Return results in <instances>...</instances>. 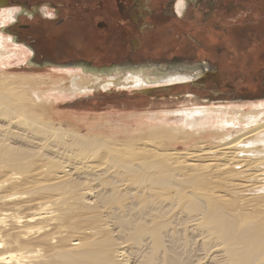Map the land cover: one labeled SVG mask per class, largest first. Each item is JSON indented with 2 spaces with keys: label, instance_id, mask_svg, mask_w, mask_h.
Listing matches in <instances>:
<instances>
[{
  "label": "bare ground",
  "instance_id": "obj_1",
  "mask_svg": "<svg viewBox=\"0 0 264 264\" xmlns=\"http://www.w3.org/2000/svg\"><path fill=\"white\" fill-rule=\"evenodd\" d=\"M12 7L0 9V61L30 54L14 28L22 11ZM188 8L176 4L180 17ZM146 68L0 78V264H264V101L146 114L175 118L145 131L149 149L45 119L76 94L201 76ZM17 76L22 92L9 89ZM176 145L200 150L181 154Z\"/></svg>",
  "mask_w": 264,
  "mask_h": 264
},
{
  "label": "rangeland",
  "instance_id": "obj_2",
  "mask_svg": "<svg viewBox=\"0 0 264 264\" xmlns=\"http://www.w3.org/2000/svg\"><path fill=\"white\" fill-rule=\"evenodd\" d=\"M30 1L35 5H43L45 2V0ZM56 1L60 2V0ZM71 1L72 5H67L68 9L74 13L72 14L74 17H77L86 0ZM167 1L153 0L152 6L157 10L158 15L160 12L165 13L166 10L169 14L156 18L147 17V25H149L150 30H148V38H146L147 47L144 48H148L147 52L150 54L165 51L166 53H163L168 57L171 56L169 53L175 52L178 48L180 61L176 63L178 66L175 67L185 72H191L195 69L192 74L201 73V76L196 78L195 83L158 86L152 87L151 90L138 89L134 92L110 89L106 92L101 90L87 94H76L68 99L56 101L52 110L46 114L45 119L65 131L70 133L76 131L75 133L83 136L106 140L110 145L117 143L120 146V143L121 145L126 143L128 146L139 149H149L147 146L151 143L144 139L145 131L148 128H155L156 125H175L173 124L175 118L157 122L151 121L146 114L205 105L217 107L218 105L233 104L238 107L243 103L264 101V98H260L264 97V0H200V5L193 2L184 18L178 16L179 22L184 25L178 28L176 32L174 29L170 30L177 20L173 13L175 8L172 9L171 2L168 1L167 4ZM16 6L21 9L18 4ZM47 10L48 13L53 14L50 9ZM150 10L152 9L150 8ZM112 12L114 13V8H112ZM19 18L20 21H16L14 28L21 31L18 24L30 21L25 15H20ZM192 22L199 23L198 25L204 29L200 30L191 26L190 30H194L192 32L201 39L192 38L190 39L191 44L186 46L182 44L184 38L188 36L184 30L185 26ZM40 23L45 27H54L52 22L44 19ZM94 26L92 21L84 24L82 28L79 25V33L73 37L81 38H75L72 41L67 40L69 42L65 44L66 50L68 46H71L76 53L85 51L93 55V51L86 50L85 47L91 44L89 31L94 30ZM21 32L24 37L28 36L25 31ZM67 37L65 36L64 39ZM149 37H152V40H149ZM7 38L12 39V36H7ZM158 38L160 39V48L157 50L149 49L153 46V48L157 47ZM77 39L80 40L77 41ZM162 39L166 42L163 43ZM60 41L62 43V40ZM38 45L39 53H43V45L41 43ZM178 45L179 47H175ZM20 48L23 51L30 50L29 58L26 60L27 53H22V56H19L21 58L19 61L16 57L1 60V79L12 78L15 75L50 76L52 74L61 76L60 72L53 70L55 67L30 66L28 60L31 58L33 50L25 47L23 43L20 44ZM62 54L65 55L66 53ZM89 58L97 59L93 56ZM160 58V61H147L143 64L153 66L156 69L159 67L166 69L165 58ZM146 69L147 71L152 70L151 67ZM167 72L170 71L167 70ZM18 77L11 80L9 89L22 92L26 87H24L22 79ZM187 97L189 98L186 99ZM244 110L248 111L247 108ZM174 148L181 154L200 150V146L190 145L187 147L176 145V147H172V149ZM247 197L253 198L254 196ZM262 201L264 202V199Z\"/></svg>",
  "mask_w": 264,
  "mask_h": 264
},
{
  "label": "flooded vegetation",
  "instance_id": "obj_3",
  "mask_svg": "<svg viewBox=\"0 0 264 264\" xmlns=\"http://www.w3.org/2000/svg\"><path fill=\"white\" fill-rule=\"evenodd\" d=\"M168 1L171 2L172 9L175 8L176 10V4L179 0ZM168 1L167 4L169 3ZM92 2L94 3L91 4ZM187 2L189 3V7H191L193 2L199 4L200 0H187ZM16 4L26 6L25 9H18L19 12L22 11L21 15L28 17L30 22L18 25H20L21 31H25L28 36L24 37L23 33L19 30L17 33L22 42L29 44L33 51H35L36 54L32 53L31 57L35 58L37 62L35 66L37 67H77L83 70L92 66H114L118 70L122 69L120 71H133L143 66L154 68L153 66L143 64V62L160 61V57H164L166 68L173 66L177 69L175 66H178V64L176 63L180 61L178 48L175 52L169 53L171 54L169 57L163 53L165 51L158 54H150L147 52L148 48H144L146 46V38H148V30H150L149 25H147V17L156 18L157 16H168L169 14L166 10L165 13L160 12L158 15L157 10L152 6L153 0H86L85 4L83 3L80 8V14L77 13V17L72 15L74 13H72L71 9H68L67 5H72L71 0H60V2L45 0L43 5L32 4L30 0H10L12 8H17ZM112 8H114V13L112 12ZM47 9H50L53 14L48 13ZM175 10L173 13L177 20L170 29H174V32L184 25L179 22L180 15ZM43 19L52 22L54 27H45L40 23ZM90 21L95 24V29L89 31V41L91 44L87 45L85 49L93 51V55L85 51L83 53H76L71 46H68L67 51L65 48L67 42L75 38H81L73 37L78 35L79 25L82 28L84 24ZM198 24L197 22H192L185 26L184 33H188V36L184 38L182 44L188 46L191 44L190 39H201L192 32L194 30H190L191 26L203 30L204 28ZM65 36L68 37L64 39ZM14 38L17 40V35ZM60 40H62V43ZM79 40L77 39V41ZM149 40H152V37H149ZM159 40L158 38L157 47L153 48V46L149 49H159ZM162 40L164 43L165 40ZM40 43L43 45V53H39V48L37 47ZM175 47H179V45ZM62 53L66 54L63 55ZM92 56L97 57V59L89 58ZM183 66L187 67L185 64Z\"/></svg>",
  "mask_w": 264,
  "mask_h": 264
},
{
  "label": "water",
  "instance_id": "obj_4",
  "mask_svg": "<svg viewBox=\"0 0 264 264\" xmlns=\"http://www.w3.org/2000/svg\"><path fill=\"white\" fill-rule=\"evenodd\" d=\"M10 5V0H0V9L1 8H5L7 6ZM21 9H25V5H18ZM31 48V47H30ZM31 50H33L31 48ZM34 55H35V51H33ZM28 64L30 66H34L37 64L36 60L34 57H31L28 60ZM44 67V66H41ZM203 68V66H202ZM84 71H87L88 73H93L95 75H99V76H110V74H113L114 72L118 71L117 67L114 66H104V67H89V68H84ZM195 69H193L192 71H194Z\"/></svg>",
  "mask_w": 264,
  "mask_h": 264
}]
</instances>
